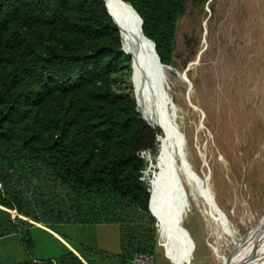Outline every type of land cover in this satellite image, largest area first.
<instances>
[{
	"label": "trees",
	"instance_id": "obj_1",
	"mask_svg": "<svg viewBox=\"0 0 264 264\" xmlns=\"http://www.w3.org/2000/svg\"><path fill=\"white\" fill-rule=\"evenodd\" d=\"M122 1L171 66L185 0ZM131 59L103 0H0V264H134L135 253L154 254L140 152L156 163L161 130L138 110ZM100 223L118 225L119 252L62 231Z\"/></svg>",
	"mask_w": 264,
	"mask_h": 264
},
{
	"label": "rangeland",
	"instance_id": "obj_2",
	"mask_svg": "<svg viewBox=\"0 0 264 264\" xmlns=\"http://www.w3.org/2000/svg\"><path fill=\"white\" fill-rule=\"evenodd\" d=\"M171 67L153 86L156 99L165 98L160 106L170 121L173 173L186 193V212L176 213L189 236L180 228L185 264H224L236 248L248 249L258 240L246 236L264 223V0H185ZM151 78L141 85L145 104L154 109L159 99ZM153 125L161 130L159 140L163 130ZM154 170L151 164L144 171L149 188ZM174 180L177 188L176 175ZM164 188L162 183L159 208L168 215L173 205ZM156 221L154 264H174L167 248L173 242H160ZM63 231L77 242L119 252L117 224L70 225ZM21 257L17 252L14 258Z\"/></svg>",
	"mask_w": 264,
	"mask_h": 264
},
{
	"label": "bare ground",
	"instance_id": "obj_3",
	"mask_svg": "<svg viewBox=\"0 0 264 264\" xmlns=\"http://www.w3.org/2000/svg\"><path fill=\"white\" fill-rule=\"evenodd\" d=\"M105 1L111 17L118 25L122 41L121 43L123 45L122 48L129 52L132 58V82L134 83L135 81L137 84V95L135 90V97L138 96V102L140 106H142L143 116L145 117L142 118L153 124L159 125L163 130V135L160 136L158 140L160 142V152L158 153L159 155L157 156L158 158L155 163V170L150 179L151 194L149 208L155 214L156 220L158 219L159 221L158 230L160 242L166 244L168 238L173 242V244H170L167 248H169L174 264H185V251L182 247L185 245L181 241V225L179 223V217L182 215L179 217L176 215V213L179 215L186 212V208L184 209L185 193L183 189L179 187L178 180L177 188L174 186L176 180L173 181V176L176 175V179H178V177L176 172L173 173V170H175L176 167L169 152L170 144L168 143L169 134L167 128L170 125V121L168 120L167 113L160 106L165 104V98H158L159 105L156 108L153 109L148 107L147 104H145L147 96L144 94L143 86L141 85V82H143L145 78L147 79V75H150L152 76V87H154L155 84H158L162 75H166V70L170 69L165 66L159 71V67L154 58L152 44L143 37L139 28L138 17L128 5L120 0ZM156 92V88L154 87V95ZM158 99H156L157 102ZM136 104L138 105L137 102ZM162 183L166 187L163 189L166 192L164 195L170 197L173 205V210L168 215L167 212H161L162 210L159 208V203L163 199V195L160 192L162 191V189H160ZM170 184H172V187ZM150 206L154 207V209ZM246 237L249 239L256 237L258 240L250 248L245 250L240 249L241 246L238 245L239 250L236 248L237 250L235 249L236 251L225 261L224 264H264V223L258 224Z\"/></svg>",
	"mask_w": 264,
	"mask_h": 264
},
{
	"label": "water",
	"instance_id": "obj_4",
	"mask_svg": "<svg viewBox=\"0 0 264 264\" xmlns=\"http://www.w3.org/2000/svg\"><path fill=\"white\" fill-rule=\"evenodd\" d=\"M104 2H105V6H106V9H107V13L110 15V12H109V9H108V6H107V4H106V1L105 0H103ZM121 2H123V3H125V4H127L128 5V7L134 12V14L138 17V20H139V28H140V31H141V33L143 34V32H142V29H141V25H142V23H143V21L141 20V18L139 17V15L136 13V11L133 9V7L129 4V3H126V2H124V1H122V0H120ZM110 17H111V15H110ZM112 18V17H111ZM112 20H113V18H112ZM113 22L115 23V21L113 20ZM115 25L117 26V28H118V25L115 23ZM118 30H119V28H118ZM143 37L145 38V39H147L148 41H150L151 42V44H152V50H153V53H154V58H155V61H156V63H157V65H158V67H159V71H161L162 69H163V67H168V68H172L170 65H165V64H162L161 62H160V60H159V57H158V55H157V53L155 52V45H154V42L152 41V40H150L149 38H147L144 34H143ZM123 49V48H122ZM123 51L125 52V53H127V54H129V52H127V51H125L124 49H123ZM131 68H132V59H131ZM164 75H162V77H163ZM164 78H165V76H164ZM131 80H132V77H131ZM136 99V98H135ZM142 117V116H141ZM143 119V118H142ZM144 120V119H143ZM152 127H154L152 124H150ZM152 164V163H151ZM150 164V165H151ZM178 180V179H177ZM178 184H179V187L182 189V186H181V184H180V182H179V180H178ZM148 210H149V212H150V214L156 219V216H155V214L150 210V208H149V202H148ZM221 215H222V213H221ZM181 229H182V231L186 234V237H187V239H188V235H187V233H186V230H185V228H183L182 226L180 227ZM187 246H188V244H187ZM183 247H185V246H183Z\"/></svg>",
	"mask_w": 264,
	"mask_h": 264
},
{
	"label": "crops",
	"instance_id": "obj_5",
	"mask_svg": "<svg viewBox=\"0 0 264 264\" xmlns=\"http://www.w3.org/2000/svg\"><path fill=\"white\" fill-rule=\"evenodd\" d=\"M187 170H188V172L189 173H191V170L187 167ZM185 193V192H184ZM183 193V194H184ZM184 196H185V198H186V193L184 194ZM216 205V204H215ZM218 209H219V211H220V214L221 213H223V211L219 208V207H217ZM10 213L12 214V216H15L16 215V213L15 212H13V211H10ZM20 216V215H19ZM20 217H22V216H20ZM23 219H27V218H25V217H22ZM223 218L225 219V215H223ZM156 220V219H155ZM101 224H114V223H100V224H89V225H92V226H94V225H101ZM73 227H76V226H79V224H71ZM67 226H70V225H64L63 226V229L65 228V227H67ZM38 227H40V228H42V229H44V230H46V231H48V232H50L52 235H54L59 241H61L62 243H64L69 249H71L72 251H74L75 252V250L65 241V240H63L60 236H58L56 233H54V232H52L50 229H48V228H46V227H44V226H38ZM88 227H91V226H88ZM183 228H185L184 226H182ZM63 229H62V231H63ZM186 230V229H185ZM64 232V231H63ZM118 232H119V229H118ZM186 232H187V230H186ZM66 235V234H65ZM67 237H68V235H66ZM189 237V236H188ZM69 238V237H68ZM73 242H74V244H76V245H80L82 242L80 241H76V240H74V239H72V238H70ZM94 239V238H93ZM94 241H95V239H94ZM92 243H93V241H92ZM192 247L194 248V246L192 245V238H191V249H192Z\"/></svg>",
	"mask_w": 264,
	"mask_h": 264
},
{
	"label": "built area",
	"instance_id": "obj_6",
	"mask_svg": "<svg viewBox=\"0 0 264 264\" xmlns=\"http://www.w3.org/2000/svg\"><path fill=\"white\" fill-rule=\"evenodd\" d=\"M140 155L149 161V165L152 163L149 155L147 156L145 151H141ZM132 262L134 264H154L155 255L149 253H135L132 257Z\"/></svg>",
	"mask_w": 264,
	"mask_h": 264
}]
</instances>
